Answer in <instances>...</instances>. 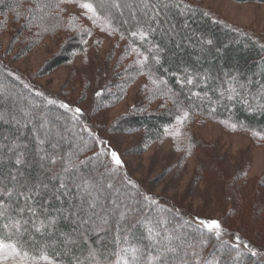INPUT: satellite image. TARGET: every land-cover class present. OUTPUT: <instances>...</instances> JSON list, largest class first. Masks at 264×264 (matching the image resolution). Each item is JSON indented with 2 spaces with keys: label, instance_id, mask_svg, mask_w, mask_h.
Listing matches in <instances>:
<instances>
[{
  "label": "trees",
  "instance_id": "16d2710c",
  "mask_svg": "<svg viewBox=\"0 0 264 264\" xmlns=\"http://www.w3.org/2000/svg\"><path fill=\"white\" fill-rule=\"evenodd\" d=\"M42 1L43 7L38 11L37 5H31L28 0H4L0 3V27L7 21L9 13L17 18L14 15L17 12L22 17L27 12L30 17L28 9L31 7L36 17L45 22L44 27L53 31L63 25L61 17L56 15H59L64 2L90 4L94 23L101 22L107 29L125 35L146 54V66L138 67L137 73L146 71L150 76L159 77L162 89L172 93L173 102L168 111L143 112L138 120L139 126L146 128L150 138L160 136L165 128L174 123L177 110L185 106L190 107L195 115L254 129L264 137V42L258 37L220 20L201 4L190 0ZM238 1L264 3V0ZM51 6H56L57 11L54 12ZM70 26L77 27L73 21ZM74 33L70 45L53 67L67 64L77 53L85 50L89 33L80 27ZM5 64L0 62L1 72L4 71L21 85L27 82L28 79L19 80ZM188 80L192 82L188 83ZM99 93L102 95L103 91ZM19 95L0 81V240L15 245L19 253L16 257L26 264L43 263L41 253L60 264H109L120 256L128 260L137 257L133 249L140 245L145 251L142 259L158 254L161 250H155L148 243V229L144 227L148 219L141 221L140 218L145 210L142 205L132 208L127 216L120 215L124 209L112 214V209L119 205L118 197L103 191V188L109 189L112 179H100L94 184L99 192L89 189L91 195L78 187L81 178L93 181L98 164L95 160L99 149L92 129L88 132L85 128L87 138L82 142L65 139L60 132L66 130L70 123L67 113L62 120L46 119L33 114L30 103L18 99ZM41 99L51 100L52 109L60 107L67 110L80 120V125L90 127L81 108L69 102L63 104L64 107L51 97ZM77 108L80 113L75 111ZM1 115L6 116L9 123ZM39 132L42 133V141L38 140ZM49 132L51 134L47 137ZM93 151H96L95 155H92ZM45 155L54 156L56 164L42 161L41 157ZM18 158L20 164L16 163ZM119 180L125 181L123 177ZM41 181L47 185L46 189L28 191ZM62 182L68 185L66 191L60 188ZM21 193L30 196V199L26 200ZM121 194L129 196L127 189ZM92 203L96 205L94 208L89 207ZM102 205L105 208L102 209ZM177 215L204 233L202 239L208 238L210 245L208 252L211 250L217 254L220 245L224 248L219 258H213L207 252L193 258L188 248L201 239L196 231L190 232L183 237L187 249L182 247L178 250L185 263L234 264L227 256L236 251L244 254L242 262L245 264H264V244L253 242L239 231L229 230L219 219ZM104 219H108L109 228L103 234L105 241L98 242L100 236L94 233L96 223ZM201 221L218 222L220 235L217 236L216 229L210 230ZM167 223L170 224L168 220ZM151 224L152 231H157L160 226L158 217L154 216ZM132 228L129 242L124 244L126 232ZM175 258L172 253H167L160 263L155 264H161V261L163 264H176Z\"/></svg>",
  "mask_w": 264,
  "mask_h": 264
},
{
  "label": "rangeland",
  "instance_id": "374dc122",
  "mask_svg": "<svg viewBox=\"0 0 264 264\" xmlns=\"http://www.w3.org/2000/svg\"><path fill=\"white\" fill-rule=\"evenodd\" d=\"M28 1L32 2L31 5H37L38 11L44 4L42 0ZM190 1L201 4L213 16L264 42V3ZM30 8V17L27 12L23 17L13 12L17 18L9 13L7 21L0 27V62H5L7 69L16 74L19 80H28L21 85L0 71V81L7 89L12 87L20 93L18 99L28 101L33 114L56 121L64 119L67 113L71 118L70 123L66 130L60 132L65 139L82 142L87 138L86 132L92 129L99 152L96 154L93 151L92 154H96L95 162L98 164L90 182L96 184L100 179H112L109 185L113 187L103 188V191L118 197L119 211L124 209L125 216L130 215L132 208L142 205L145 210L140 218L141 221L148 219L144 224L148 229V243L155 250H161L154 256L142 259L144 248L136 246L137 253H134L137 257L134 261L133 258L128 260L120 256L109 264H125V261L128 264H155L160 263L167 253L176 257V264H187L178 250L182 247L187 249L183 237L193 231L201 239L192 248L187 245L193 258L204 252L213 258L223 255L221 245L217 254L211 250L208 252V238L202 239L204 233L177 213L189 218L219 219L229 230L239 231L253 242L264 244L262 134L247 127L233 128L230 122L214 117L195 115L190 107L185 106L177 110L174 123L165 128L160 136L150 138L146 128L139 126L138 120L144 115L143 112L168 111L173 100L172 93L165 91L166 88L162 89L159 77L150 76L146 71L137 73L138 67L146 66V54L125 35L107 29L101 22L94 23L93 13L81 5L64 2L59 15H53L61 17L63 25L53 31L47 30L45 22L40 21L42 19H38ZM51 8L57 11L56 6ZM72 21L76 28L70 26ZM79 27L89 33L85 50L77 53L67 64L53 67L54 62L63 56ZM101 90L102 95L99 93ZM41 97H51L61 105L69 102L81 108L90 127L80 125V120L67 110L60 107L52 109L51 100H42ZM185 112L188 113L187 117H184ZM3 119L9 123L6 116ZM50 130L54 129L50 127ZM40 134L38 140L42 141ZM113 151L121 160V166H117L112 159ZM122 177L132 184L124 180V183L120 182ZM125 189L129 196L121 194ZM119 211L115 207L111 212L118 214ZM154 216L160 222L157 231H152L151 219ZM176 217L179 219L176 220ZM107 220L96 223L94 233L100 236L98 242L106 239L103 234L109 228ZM132 231L133 228L126 232L124 244L129 242ZM242 254L230 252L227 258L232 260L230 263L242 264ZM0 264L26 263L17 257L5 258L0 255ZM37 264H47V261Z\"/></svg>",
  "mask_w": 264,
  "mask_h": 264
},
{
  "label": "snow or ice",
  "instance_id": "6c2138e0",
  "mask_svg": "<svg viewBox=\"0 0 264 264\" xmlns=\"http://www.w3.org/2000/svg\"><path fill=\"white\" fill-rule=\"evenodd\" d=\"M3 2H4V0H0V3H3ZM81 6L84 7V8L89 9V11H93L92 6L90 4H83ZM191 82H192L191 80H188V83H191ZM98 95H99V93H98ZM62 106H64V105H62ZM64 107H66V106H64ZM75 111L77 113L81 112V110L79 108H77ZM187 115H188V113L185 112L184 113V117H187ZM234 127L235 126H233V128ZM111 156H112V159L114 160V162H115V164L117 166H121L122 165V162L119 159V157L117 156V153L115 151H113L111 153ZM41 160L42 161L48 160V161H50L51 164H53V165L56 164V159H55L54 156L49 157V156L45 155V156L41 157ZM16 163L20 164L21 160L18 158L16 160ZM64 171L66 172L67 169H64ZM56 178L59 179V175H57ZM13 179H15V177H13ZM67 187H68V185L63 183V182L60 184V188L65 189V191L67 190ZM78 187L84 189V191L88 192L89 195H91V192L89 191V189H92V190H95V191L99 192V189H96L94 184L91 183L88 179H85V178H81V183L78 185ZM108 187L112 188L113 186L112 185H108ZM46 188H47V185L44 184L43 181H41L38 184L33 185L30 189H28V191L31 192V191H35L36 189H46ZM21 194L25 195L24 193H21ZM25 199L26 200L30 199V196L25 195ZM95 206H96L95 203H92V204L89 205V207H92V208H94ZM116 208H117V210H119V205H116ZM120 215H121V217H123L124 213H120ZM82 223L87 224L88 221H82ZM201 223L205 224V226L207 228H209L210 230L216 229L215 234L217 236L220 235V231H219L220 225H219L218 222L213 221V222H210V223H206V222L201 221ZM37 230H39V229H37ZM149 231H151V229ZM237 239H239V238H237ZM69 242H71V241H69ZM169 243H171V241H169ZM245 246H247V245H245ZM166 250H171V249H167L166 248ZM136 251L137 250L133 249V252H136ZM0 255H3L5 258H9V257L15 258L16 256L19 255V253L17 252V248H16L15 245H12V244H9V243H5L3 240H0ZM41 259L47 261V264H53V262L50 261L49 258L46 255H44L43 253H41ZM134 260H135V257H133V261ZM125 264H128V262L125 261ZM161 264H163L162 261H161ZM209 264H211V262H209Z\"/></svg>",
  "mask_w": 264,
  "mask_h": 264
}]
</instances>
